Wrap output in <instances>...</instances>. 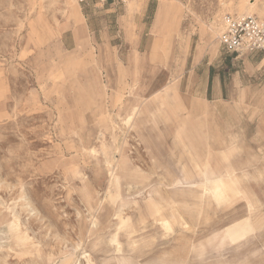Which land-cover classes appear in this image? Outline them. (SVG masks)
Returning <instances> with one entry per match:
<instances>
[{
  "label": "rangeland",
  "instance_id": "374dc122",
  "mask_svg": "<svg viewBox=\"0 0 264 264\" xmlns=\"http://www.w3.org/2000/svg\"><path fill=\"white\" fill-rule=\"evenodd\" d=\"M229 16L264 0H0V264H264V53Z\"/></svg>",
  "mask_w": 264,
  "mask_h": 264
},
{
  "label": "built area",
  "instance_id": "2783aa9c",
  "mask_svg": "<svg viewBox=\"0 0 264 264\" xmlns=\"http://www.w3.org/2000/svg\"><path fill=\"white\" fill-rule=\"evenodd\" d=\"M89 4L92 0H79ZM106 4L110 0H100ZM226 31L219 42L223 50L229 53L262 52L264 53V21L255 16L240 18L227 17Z\"/></svg>",
  "mask_w": 264,
  "mask_h": 264
},
{
  "label": "crops",
  "instance_id": "0c3cea01",
  "mask_svg": "<svg viewBox=\"0 0 264 264\" xmlns=\"http://www.w3.org/2000/svg\"><path fill=\"white\" fill-rule=\"evenodd\" d=\"M220 48H221V46H220ZM222 49V48H221ZM223 50V49H222ZM225 51V50H224ZM229 53V52H228ZM249 53H251V52H249ZM252 53H255V52H252ZM262 53V52H261ZM207 87H206V93H208L209 92V90H210V82H211V76H210V74H208V76H207ZM213 89V88H212ZM220 86L219 87H214V89L213 90H215V96H218V95H221V92H219L220 91Z\"/></svg>",
  "mask_w": 264,
  "mask_h": 264
},
{
  "label": "bare ground",
  "instance_id": "6f19581e",
  "mask_svg": "<svg viewBox=\"0 0 264 264\" xmlns=\"http://www.w3.org/2000/svg\"><path fill=\"white\" fill-rule=\"evenodd\" d=\"M161 16H162V11H159V13H158V19H160L161 18ZM216 186V190L217 191H219L220 189V185H215ZM197 187V186H196ZM200 187V186H199ZM202 187H203V185H202ZM205 187H206V185H205ZM215 193V192H214ZM219 194V193H218ZM216 198V197H215ZM229 231V230H228ZM231 239V238H230Z\"/></svg>",
  "mask_w": 264,
  "mask_h": 264
}]
</instances>
